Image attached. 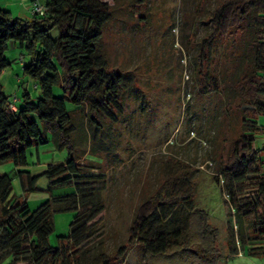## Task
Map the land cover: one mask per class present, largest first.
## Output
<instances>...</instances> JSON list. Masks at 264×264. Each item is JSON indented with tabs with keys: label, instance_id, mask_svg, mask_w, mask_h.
Returning <instances> with one entry per match:
<instances>
[{
	"label": "trees",
	"instance_id": "16d2710c",
	"mask_svg": "<svg viewBox=\"0 0 264 264\" xmlns=\"http://www.w3.org/2000/svg\"><path fill=\"white\" fill-rule=\"evenodd\" d=\"M31 1L43 6V15L13 17L0 8V75L10 65L5 54L12 43L24 50L23 75L41 94L33 101L24 90L13 111L0 82V164H13L23 192L35 191L41 175L49 179V192L72 190L30 211L11 195L10 176L0 173V264H118L133 246L142 250V264H221L226 253L217 229L195 207L193 171L179 161L168 164L161 183L140 200L125 242L111 253L88 247L105 210L100 155L110 150L108 126L120 124L126 109L124 76L100 51L112 11L101 0ZM206 24L193 85L203 119L210 117L215 130L209 142L227 144L212 175L233 219L227 254L252 245L249 254L264 256V147L256 146L264 136V0H218ZM55 86L62 97L53 95ZM134 93L144 106L145 93ZM50 142L67 150V159L40 175L23 170L27 151ZM65 212L74 213L69 232L56 236L53 246L54 215Z\"/></svg>",
	"mask_w": 264,
	"mask_h": 264
},
{
	"label": "rangeland",
	"instance_id": "374dc122",
	"mask_svg": "<svg viewBox=\"0 0 264 264\" xmlns=\"http://www.w3.org/2000/svg\"><path fill=\"white\" fill-rule=\"evenodd\" d=\"M101 1L110 6L112 19L106 26L100 51L112 69L123 74L127 97L125 112L118 116L120 124L108 126L110 150L105 149L100 155L104 159L102 169L107 172L102 195L105 210L96 219L97 233L88 247L111 253L125 242L140 200L161 183L168 164L179 161L191 167L196 183L195 207L207 214L208 223L217 229L219 247L227 254V224L233 219L228 216L225 197L212 177L219 154L227 144L209 142L215 130H210V117L203 119V101L195 97L193 85L197 44L208 31L206 18L218 0ZM29 4L30 0H0L1 9L20 18L30 17ZM57 35L56 29L50 32L52 38ZM5 56L10 65L0 75L3 92L10 100L16 99L17 105L21 104L24 90L33 101L40 98L36 83L23 75L24 50L11 43ZM135 89L145 93L144 106H138L141 102L136 99ZM53 95L62 97L61 88L53 87ZM67 107L71 109L68 104ZM256 146L264 147V136L258 135ZM82 148L86 147L79 151ZM67 157V150L59 149L53 142L38 149L33 147L27 151L28 166L23 170L40 175L48 165L64 162ZM16 170L10 162L0 164V173L11 178V195L30 211L72 190L49 192V179L41 175L35 191L23 192ZM73 217V212L54 215L51 245L56 246V236L69 232ZM142 261V250L133 246L118 264Z\"/></svg>",
	"mask_w": 264,
	"mask_h": 264
},
{
	"label": "crops",
	"instance_id": "0c3cea01",
	"mask_svg": "<svg viewBox=\"0 0 264 264\" xmlns=\"http://www.w3.org/2000/svg\"><path fill=\"white\" fill-rule=\"evenodd\" d=\"M31 5L32 1L30 0V4L27 7L29 16H31ZM253 247L255 246L251 245L244 250H239V253L237 255L229 256L228 254H226L221 264H264V256L251 255L248 253L247 250Z\"/></svg>",
	"mask_w": 264,
	"mask_h": 264
},
{
	"label": "built area",
	"instance_id": "2783aa9c",
	"mask_svg": "<svg viewBox=\"0 0 264 264\" xmlns=\"http://www.w3.org/2000/svg\"><path fill=\"white\" fill-rule=\"evenodd\" d=\"M31 14H33V15H43L44 14V8L38 1H35L32 3ZM22 66H23V64H22ZM15 103H16V99H13L12 104H11V109L13 111L16 110Z\"/></svg>",
	"mask_w": 264,
	"mask_h": 264
}]
</instances>
